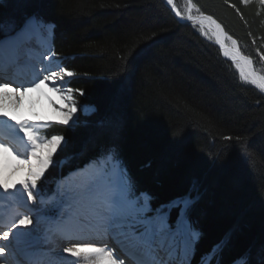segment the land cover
I'll list each match as a JSON object with an SVG mask.
<instances>
[{
    "label": "trees",
    "instance_id": "1",
    "mask_svg": "<svg viewBox=\"0 0 264 264\" xmlns=\"http://www.w3.org/2000/svg\"><path fill=\"white\" fill-rule=\"evenodd\" d=\"M192 2L236 38L256 69L264 65L257 0ZM31 15L54 24V49L76 73L69 84L82 90L75 92L80 105L95 107L74 124L46 130L66 139L47 182L115 149L153 209L189 193L198 197L190 212L200 233L191 264L226 238L213 264L240 257L261 264L264 93L241 81L216 43L198 25L180 22L164 0H0L6 25L20 26Z\"/></svg>",
    "mask_w": 264,
    "mask_h": 264
},
{
    "label": "snow or ice",
    "instance_id": "2",
    "mask_svg": "<svg viewBox=\"0 0 264 264\" xmlns=\"http://www.w3.org/2000/svg\"><path fill=\"white\" fill-rule=\"evenodd\" d=\"M260 9L264 10V0H257ZM243 5H248L251 0H241ZM177 16L184 18L183 13L176 7L174 0H167ZM235 8L236 5H231ZM195 8L192 0H186L188 21L198 23L200 32L209 36L205 27L212 28L215 42L225 58H230L241 81L256 85L264 92V75L258 74L252 67V60L241 55L236 41L231 45L226 43L231 37L224 33L221 25L211 16H193ZM17 27L12 20L7 25L0 21V32H12ZM54 25L46 24L39 16L26 17L23 26L9 37V45L19 44L30 40L34 35H42L50 32ZM6 42L0 40V46ZM50 55L43 56V61H58L55 64L57 71L45 68L47 73L39 83H33L39 88L45 81L68 83L76 73L67 67H60L61 58L55 51L48 47ZM264 60V55L261 56ZM19 87L12 88L11 82L0 81V121L4 127H0V152L13 155L15 150L8 142L5 128L14 132L16 137L25 144L26 151L18 153L25 156V163L29 166L27 178L20 182L21 187L0 182V188L5 197H17L14 200L15 207L7 218L0 217V264H4L9 256L13 259L19 257L17 264H59L52 259H43L39 251L41 245L52 244L55 239L73 240L84 236L86 230L89 234L110 237L116 242L115 249L98 247L91 242H78L71 247L63 248L62 252L69 258H83L86 264H126L131 259L135 264H191V257L195 254L196 244L199 242L200 233L190 220V212L198 197L191 193L178 197L162 204L156 209L150 203L152 197L147 193H136L133 182L127 174V170L121 166L115 149H107L96 160L90 161L83 168H78L58 185L57 192L48 199L43 198L40 181L46 170L55 162L54 154L63 150L66 140L62 135H51L50 138L41 136L43 125L33 124L28 120H20L8 116L2 109V102L9 94L20 96L23 93ZM124 88L123 83L117 85V94ZM24 91H27L25 88ZM56 91L63 94L70 107L66 110V119L74 124L73 113L76 112V100L74 92L83 95L82 90L71 87H56ZM95 111V109H91ZM11 121H15L13 125ZM225 139H231L226 137ZM47 149L46 156L41 157L38 152ZM197 191L193 186V192ZM31 202L29 204L28 202ZM175 212V219L172 213ZM228 239L222 240L201 257V264H213L217 256L222 254L227 246ZM261 264H264V249L261 250ZM75 264V262H74ZM235 264H251L247 257H240Z\"/></svg>",
    "mask_w": 264,
    "mask_h": 264
},
{
    "label": "bare ground",
    "instance_id": "3",
    "mask_svg": "<svg viewBox=\"0 0 264 264\" xmlns=\"http://www.w3.org/2000/svg\"><path fill=\"white\" fill-rule=\"evenodd\" d=\"M174 2H175L176 7L178 8L179 6H177V0H174ZM201 14L202 13H197V14L192 13L193 16H199ZM203 15L210 16L207 14H203ZM184 16L186 17L187 15H184ZM212 18L218 24L221 25V28L223 29L224 33H226L227 36L231 37V40H227L226 43L228 45H231L232 40H235L236 45L239 48L241 55L249 58V56H247L240 49L236 38H234L228 32H226L223 25L216 18H214L213 16ZM178 20L181 22L180 19ZM205 27L208 30H210L213 35L212 28H209L207 24L205 25ZM42 38L45 39V41H47L48 39V43H49V36L47 37L43 35ZM35 44L37 43L34 42L33 45L31 44L32 46H28V48L31 51L30 56L34 57V59L37 61L35 63L37 64L38 67L35 68L32 76H29L26 79L21 77L19 80H16V82L18 83V87L20 86V84H23V87L21 88V92L23 94L20 96H14L15 98L11 101L2 102L3 111H6L8 113V116L3 118L4 120H10L11 117L14 116L20 120H30L31 122L36 123L38 120H45V121L55 120L59 122L67 118L66 110L67 108H69V106H67L69 103L63 98V94L61 92L56 91V87H64L59 81H56V82L45 81V83L41 84L39 88L34 87L33 83H29V81H34L35 83H39V79H42L43 75L47 74L44 71L45 68H50L52 71L58 70L55 67L54 61L49 63L48 61H43L41 59L42 55L47 56V53H45L44 51H39L35 49L34 47ZM43 48L45 49V47ZM0 51L2 50L0 49ZM226 59L230 60V58H226ZM21 64L26 66L27 61H22ZM252 67L258 74L263 75L262 73L258 72L254 68L253 64H252ZM4 70H6L5 62L3 58L0 56V76H2L4 79L12 80L14 78V71L4 72ZM37 74H39V79H37ZM25 88L27 89V91H24ZM54 108H57V110ZM27 111L31 112L33 116L29 117L28 116L29 114ZM28 118H32L34 120L28 119ZM47 122H50V121H47ZM1 123L2 121H0V124ZM11 123L14 125L15 121H11ZM38 124H39V121H38ZM8 142L13 146L15 152L13 155H8V154L0 152V182H6L7 184L11 186V185L20 184L22 180L27 178L29 166L27 165V163H25V160H26L25 156L21 155L19 156V158H17V154L23 153L24 151H26V147H24L23 149L19 148L10 138H8ZM46 153H47V149H41L38 152V155L41 157H44L46 156ZM14 200H15L14 197L12 198L5 197L3 194L2 188H0V211L2 212L4 218H7L11 215L15 207ZM28 203L31 204L30 201ZM102 237L103 236L95 235L94 233L89 234V230H86L85 235L79 237V239H82V241L84 242L94 243L95 246L102 247V243H103ZM73 242L74 241H70L68 243L74 244ZM63 243H64V240L55 239V241L50 245H47V246L41 245L39 248V251L42 254V258L45 260L52 259L54 261L59 262V264H74V262L75 264H86V261L83 258H80V259L74 258L72 262H68L64 259L68 257V254L63 253V256H60V254L56 252V249L61 248L60 246H62ZM11 261L12 260L8 258V260H6L4 264H17V262L12 263Z\"/></svg>",
    "mask_w": 264,
    "mask_h": 264
},
{
    "label": "rangeland",
    "instance_id": "4",
    "mask_svg": "<svg viewBox=\"0 0 264 264\" xmlns=\"http://www.w3.org/2000/svg\"><path fill=\"white\" fill-rule=\"evenodd\" d=\"M186 0H177V6H179L178 8L181 10V12L183 11V10H185V13H186V15H187V9H186V7H185V4H184V2H185ZM192 13H195V14H197V13H200V12H195L194 11V9L192 10ZM195 25H198L199 26V24L198 23H196ZM199 28H200V26H199ZM6 31H7V28H6ZM209 31V36H208V38L209 39H215L214 37H213V35H212V33H211V31L210 30H208ZM51 32H52V30H51ZM44 34H46V35H48L49 36V34H50V32H44ZM54 62H55V64L58 62V61H55L54 60ZM232 62V61H231ZM59 63H60V61H59ZM60 67H63L62 66V64L60 63ZM258 70V72H260V73H262L263 75H264V65H261L259 68H257ZM53 71H57V70H53ZM66 79V83L68 84V79L69 78H65ZM65 88H66V84L65 83H63L62 84ZM61 86V85H60ZM15 97H14V95H13V99H14ZM74 99L76 100V105H75V107H76V112L75 113H73V118L75 119V121H77V119H78V117H79V115L82 113V114H86V113H91V112H93V111H91V109H93L94 107H92V106H88V105H80L78 102V98H77V96H76V93L74 92ZM67 106H69L70 107V105L68 104ZM54 109H56L57 110V108H54ZM28 112V116L29 117H31V116H33L32 115V113L31 112H29V111H27ZM65 113V112H64ZM23 119V118H22ZM28 119H32V118H28ZM32 120H34V119H32ZM28 121H30V120H28ZM39 121V124L40 125H44L47 121H55V120H47V121H45V120H38ZM38 121L36 122V123H33V122H31V123H33V124H38ZM62 121L63 120H61V121H59V123H62ZM70 123H72V121H69V124ZM38 124V125H39ZM66 140V139H65ZM59 151V150H58ZM55 155V154H54ZM54 160V162H55V158L53 159ZM14 166H16V165H14ZM52 166H54V164L52 165ZM16 186V188L18 189V188H20L21 187V184H16L15 185ZM9 198H12V197H9ZM15 198V200H17L18 198H19V196H17V197H14ZM44 198V197H43ZM49 197H47V198H44V199H48ZM61 247V246H60Z\"/></svg>",
    "mask_w": 264,
    "mask_h": 264
},
{
    "label": "water",
    "instance_id": "5",
    "mask_svg": "<svg viewBox=\"0 0 264 264\" xmlns=\"http://www.w3.org/2000/svg\"><path fill=\"white\" fill-rule=\"evenodd\" d=\"M167 4V3H166ZM168 5V4H167ZM170 8H171V10H172V12L176 15V13H175V11L172 9V7L170 6V5H168ZM177 16V15H176ZM177 18L178 19H180V16H177ZM180 20H182V19H180Z\"/></svg>",
    "mask_w": 264,
    "mask_h": 264
}]
</instances>
